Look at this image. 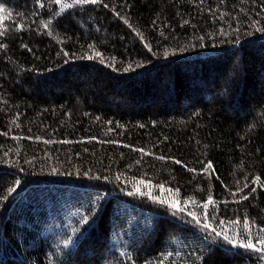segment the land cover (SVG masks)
Masks as SVG:
<instances>
[{
    "label": "trees",
    "instance_id": "16d2710c",
    "mask_svg": "<svg viewBox=\"0 0 264 264\" xmlns=\"http://www.w3.org/2000/svg\"><path fill=\"white\" fill-rule=\"evenodd\" d=\"M52 1L0 0V264H264L127 195L134 179L164 185L200 214L211 195L218 230L264 229V0ZM89 44L104 63L81 59ZM63 196L89 222L58 258Z\"/></svg>",
    "mask_w": 264,
    "mask_h": 264
},
{
    "label": "snow or ice",
    "instance_id": "6c2138e0",
    "mask_svg": "<svg viewBox=\"0 0 264 264\" xmlns=\"http://www.w3.org/2000/svg\"><path fill=\"white\" fill-rule=\"evenodd\" d=\"M54 3L56 5L61 6L62 8L65 9H70L74 7V5H80V4H103V0H72V3H66L65 0H54ZM41 7H44L43 4L40 5ZM104 7H108V5L104 4ZM5 12V8L2 4H0V14ZM119 15V13H117ZM4 19L3 15H0V21ZM123 19V18H122ZM125 23H128L127 20L124 21ZM255 23H259L256 21ZM45 28L48 27L47 24L44 25ZM19 27L23 28V25H19ZM131 27V25H129ZM258 31H264V27L258 28ZM238 31V30H237ZM51 34V33H49ZM140 35L139 33H137ZM238 42V41H237ZM0 47H6V45H0ZM88 47L90 49L94 50V45L89 44ZM203 47V45H202ZM150 52L152 51L151 48L148 49ZM65 56L69 55L67 52L64 53ZM167 55V53H165ZM97 59L100 58V62L104 63V60L102 58V53L99 51L94 50V54L92 55H87V56H81V59ZM112 65L110 64L109 67ZM131 68V65H129L128 68H125L124 71H129ZM140 152H144V149H139ZM160 159H164L163 156L160 157ZM177 164H180L181 161L176 160L175 161ZM214 165L212 161H207L205 168L203 169L204 171H208L209 169H213ZM55 171V170H54ZM189 171H195V169H189ZM87 175V173H85ZM104 179H107V177H104ZM121 179L120 176L116 177V180L119 181ZM19 181H16V184L19 185ZM253 184L264 187V182L261 181L260 176H255L253 180ZM247 186V185H246ZM154 187H158L161 191L165 193H172L171 196L167 197H161L158 195H153L152 189ZM131 188L132 191H129L127 193L128 196H134V195H139V196H147L149 197L153 202L161 204V205H166L168 208L172 209L174 212H179V213H187L188 217L192 218V222L196 225H202V227L205 230H210L216 237L222 238L224 242H226L228 245L231 246V249H235L233 254H240L238 252L239 249H244V250H251L253 252H258V253H264V229H260V231L257 233V237L254 239L251 234L250 230V224L247 220H245L244 223V228L248 232L247 235H243L242 233L239 232H233L232 234H229L228 230L223 228V221H220L221 228L218 230L217 227H215L211 222H209V214L207 212V209L211 204H214L215 201L213 200L212 196L209 195L208 199L205 203H203V213H196L193 211L188 210L186 207L182 206V202L179 199L178 193L179 189H168L165 188L164 185H152L151 183H146L144 180H133L131 183ZM16 189L15 188H10L9 192H14ZM252 192L256 191V188L253 187L251 189ZM4 199H7V197H4ZM243 199H248L247 196H244ZM188 201H184L183 204H187ZM83 224H88L89 222V217L84 216L82 217ZM234 225H239L241 223L240 220H235L232 221ZM73 241L71 238L65 241V244H71Z\"/></svg>",
    "mask_w": 264,
    "mask_h": 264
},
{
    "label": "rangeland",
    "instance_id": "374dc122",
    "mask_svg": "<svg viewBox=\"0 0 264 264\" xmlns=\"http://www.w3.org/2000/svg\"><path fill=\"white\" fill-rule=\"evenodd\" d=\"M52 2V4L56 6L59 12L63 13L64 11L68 10L62 8L59 5H56L54 3V0ZM14 11L15 8L13 7L9 9L7 13H13L12 17L18 16L17 13L14 14ZM45 24L49 26V23ZM66 197L67 196H63L62 201H59L61 203L59 204L60 206H58V208L56 207L57 204H54L53 208L56 209L57 214L53 215V223L47 230V235H50L54 244V247L50 248V251L52 252L51 256H57L58 258L62 256V254H60L61 251H64L66 253L68 251L67 248L73 245V243L65 244V241L69 238H71L73 241V237L76 236L77 231L82 223L80 219L85 216L84 209L76 207L73 203L65 200ZM48 219L50 220V216H48ZM54 253H56L57 255H55Z\"/></svg>",
    "mask_w": 264,
    "mask_h": 264
}]
</instances>
